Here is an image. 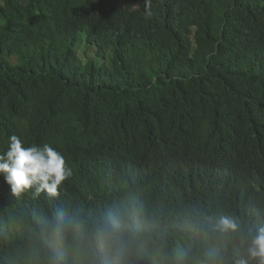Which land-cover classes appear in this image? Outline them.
I'll use <instances>...</instances> for the list:
<instances>
[{
    "label": "trees",
    "instance_id": "obj_1",
    "mask_svg": "<svg viewBox=\"0 0 264 264\" xmlns=\"http://www.w3.org/2000/svg\"><path fill=\"white\" fill-rule=\"evenodd\" d=\"M150 12L0 0V152L12 134L58 148L73 172L60 199L87 213L132 184L173 220L219 205L264 221V0H151ZM50 203L12 198L0 177V264H20Z\"/></svg>",
    "mask_w": 264,
    "mask_h": 264
},
{
    "label": "clouds",
    "instance_id": "obj_2",
    "mask_svg": "<svg viewBox=\"0 0 264 264\" xmlns=\"http://www.w3.org/2000/svg\"><path fill=\"white\" fill-rule=\"evenodd\" d=\"M144 3L151 15V0ZM72 175L62 152L50 143L7 137L0 177L10 196L31 194L51 202L27 225L29 241L20 264H264V221L219 205L193 206L173 220L132 184L87 213L60 199ZM173 229L189 235L174 238Z\"/></svg>",
    "mask_w": 264,
    "mask_h": 264
},
{
    "label": "rangeland",
    "instance_id": "obj_3",
    "mask_svg": "<svg viewBox=\"0 0 264 264\" xmlns=\"http://www.w3.org/2000/svg\"><path fill=\"white\" fill-rule=\"evenodd\" d=\"M88 54H89V55H92L94 61H96V59H95L96 57H95L94 54H90V52H89ZM79 55L81 56V58H84V57H85V56L83 55V49H82V48L79 50Z\"/></svg>",
    "mask_w": 264,
    "mask_h": 264
}]
</instances>
